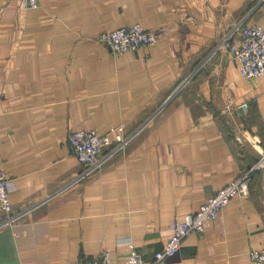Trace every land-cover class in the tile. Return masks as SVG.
Here are the masks:
<instances>
[{
	"label": "crops",
	"instance_id": "obj_1",
	"mask_svg": "<svg viewBox=\"0 0 264 264\" xmlns=\"http://www.w3.org/2000/svg\"><path fill=\"white\" fill-rule=\"evenodd\" d=\"M39 3L0 0V164L15 214L0 225V264H78L105 250L125 264L130 242L153 260L170 222L264 149V75L242 76L221 46L241 20L264 25V0ZM135 22L158 42L114 53L96 41ZM113 126L127 145L81 176L70 133ZM263 247L264 169L160 264H254L250 249Z\"/></svg>",
	"mask_w": 264,
	"mask_h": 264
},
{
	"label": "built area",
	"instance_id": "obj_2",
	"mask_svg": "<svg viewBox=\"0 0 264 264\" xmlns=\"http://www.w3.org/2000/svg\"><path fill=\"white\" fill-rule=\"evenodd\" d=\"M29 7H38L39 0H24ZM239 35V36H237ZM96 41L108 46L114 53H126L153 45L158 42L157 34L140 22L121 26L114 30L101 32ZM221 46L226 48L239 62L242 76L256 78L264 75V25L259 22L244 24L241 20L224 35ZM248 108L249 102L240 104ZM130 136L125 135L124 127L113 126L106 131L98 129H77L70 133V143L74 155L85 165L81 176L98 169L106 156L117 152L127 145ZM106 146L112 148L104 152ZM264 169V149L258 160L239 176L221 186L211 195L198 210L189 212L183 219H173L169 226L172 230L170 238L164 246L155 252L153 260H147L135 245L130 242L131 252L125 264H160L176 255L185 238L194 231L203 232L210 222L219 217L235 196L248 197L252 174ZM13 203L10 198V178L0 164V211L9 214L0 219V225L10 219ZM249 256L254 264H264V247L251 248ZM78 264H119L115 262L109 251H101L93 257H87Z\"/></svg>",
	"mask_w": 264,
	"mask_h": 264
}]
</instances>
